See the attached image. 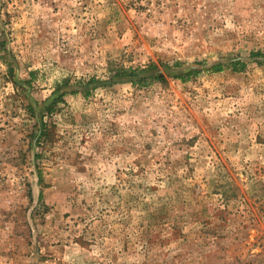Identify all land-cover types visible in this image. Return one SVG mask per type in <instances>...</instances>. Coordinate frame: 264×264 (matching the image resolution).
I'll list each match as a JSON object with an SVG mask.
<instances>
[{
  "label": "rangeland",
  "instance_id": "obj_1",
  "mask_svg": "<svg viewBox=\"0 0 264 264\" xmlns=\"http://www.w3.org/2000/svg\"><path fill=\"white\" fill-rule=\"evenodd\" d=\"M263 61L264 0H0V264H264Z\"/></svg>",
  "mask_w": 264,
  "mask_h": 264
},
{
  "label": "trees",
  "instance_id": "obj_2",
  "mask_svg": "<svg viewBox=\"0 0 264 264\" xmlns=\"http://www.w3.org/2000/svg\"><path fill=\"white\" fill-rule=\"evenodd\" d=\"M249 56H260L261 53L259 51H250L248 53ZM264 63V61H263ZM232 67L234 68L235 71H239L241 70V68L243 67V63L241 61H234L231 63ZM239 66V67H237ZM148 68H151V65H148ZM212 69V71H219L220 70V65H212L210 67ZM140 71H143L141 69H138V68H130V67H127L125 69H121V70H117L115 71V76H126V77H133V76H136L138 72ZM151 79L153 80H160L161 79V75H154L152 77H150ZM181 78V76L179 77ZM59 98V96H57ZM53 101H55L54 99L52 100L51 103H53ZM49 109V107H47V110ZM45 131V130H44ZM40 195V193H39ZM38 195V196H39Z\"/></svg>",
  "mask_w": 264,
  "mask_h": 264
}]
</instances>
